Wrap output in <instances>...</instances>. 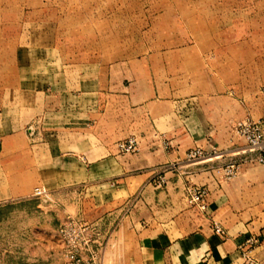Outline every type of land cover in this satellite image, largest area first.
Listing matches in <instances>:
<instances>
[{
    "label": "rangeland",
    "instance_id": "obj_1",
    "mask_svg": "<svg viewBox=\"0 0 264 264\" xmlns=\"http://www.w3.org/2000/svg\"><path fill=\"white\" fill-rule=\"evenodd\" d=\"M258 10L264 0H0V264H66L68 219L97 227L94 264H184L214 238L188 197L207 180L230 234L264 226V167L236 156L235 130L264 126ZM196 151L230 156L187 163ZM111 155L127 176L80 175Z\"/></svg>",
    "mask_w": 264,
    "mask_h": 264
},
{
    "label": "built area",
    "instance_id": "obj_2",
    "mask_svg": "<svg viewBox=\"0 0 264 264\" xmlns=\"http://www.w3.org/2000/svg\"><path fill=\"white\" fill-rule=\"evenodd\" d=\"M236 133L243 138L245 145L243 150L236 153V156L246 157L249 163H255L264 167V126L260 122L238 123ZM136 150L135 142L130 141L126 151ZM227 154L217 151H196L190 152L186 156V162L191 165H205L214 160L226 158ZM238 164L231 162L226 166L225 172L228 177H233L238 171ZM37 196L44 195V191H36ZM189 204L201 213H206L208 209L207 190L203 187H191L188 192ZM212 231L220 240L224 239L226 233L217 223H213ZM60 238L62 240L66 264H94L97 260L98 252L93 250L99 235L97 227L82 224L74 219H68L61 226ZM260 241L257 237H248L240 246V264H264L259 261L253 251L258 247Z\"/></svg>",
    "mask_w": 264,
    "mask_h": 264
},
{
    "label": "crops",
    "instance_id": "obj_3",
    "mask_svg": "<svg viewBox=\"0 0 264 264\" xmlns=\"http://www.w3.org/2000/svg\"><path fill=\"white\" fill-rule=\"evenodd\" d=\"M258 12H262L261 15H263L264 10H258ZM260 14V13H257ZM65 111L70 112H87L89 110V107H65ZM82 156V157H81ZM81 162L86 163V160L89 158L86 154L81 153V155L78 157ZM118 160L114 155L111 156H101L97 157L95 159V162L92 164L91 168L88 170V168L85 167V169L81 172L80 175L84 174V176H87L90 172H92V169L97 170V174L101 177L99 182H108V181H114L117 179H120L122 177L127 176L124 167H121L118 165ZM209 174V173H208ZM138 179V178H137ZM136 179V180H137ZM135 178L134 181L136 182ZM204 185L207 187V190L210 191V197L208 199V209L207 213L210 214V219L212 220V226L213 223L219 224L225 231L226 236L224 239L220 240L214 235V238L211 239V241H205L203 245L200 244V240L198 242L191 243L190 245V261L188 260L184 264H198L200 260L208 255L210 258L207 260L206 264H240V251L239 246L248 238L251 236H255L259 239L260 243L258 247L253 251V255L258 259H264V226H260L258 230L253 228V225H245L240 224L239 222L232 223L233 226H231L230 229L237 228L236 234H230V231L226 229L219 221L218 219V210L219 205L218 201H216L214 198L213 190H214V184H212L211 180H207ZM140 189L139 186H135V190ZM231 224V225H232ZM213 232V231H212ZM214 234V233H213ZM193 238V237H192ZM195 243V244H194ZM202 252V253H201ZM194 256L197 258H194ZM106 258V253H104V261Z\"/></svg>",
    "mask_w": 264,
    "mask_h": 264
}]
</instances>
